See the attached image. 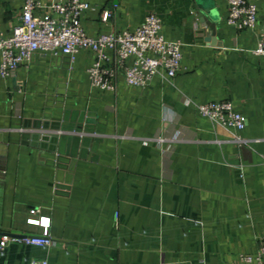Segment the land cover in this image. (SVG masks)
I'll return each mask as SVG.
<instances>
[{
    "label": "crops",
    "instance_id": "1",
    "mask_svg": "<svg viewBox=\"0 0 264 264\" xmlns=\"http://www.w3.org/2000/svg\"><path fill=\"white\" fill-rule=\"evenodd\" d=\"M250 1L253 29L226 23L227 0H212V27L193 0H88L94 9L81 24L92 36L158 14L164 36L181 42L171 83L158 75L138 87L119 75L113 91L92 87L88 50L73 61L37 51L0 77V235L40 234L33 220L44 216L52 239L9 242L0 264H232L256 251L264 236V56L253 49L264 0ZM21 3L0 0L1 34ZM223 99L243 115L237 133L247 144L196 110ZM77 134L91 137L81 152Z\"/></svg>",
    "mask_w": 264,
    "mask_h": 264
},
{
    "label": "built area",
    "instance_id": "2",
    "mask_svg": "<svg viewBox=\"0 0 264 264\" xmlns=\"http://www.w3.org/2000/svg\"><path fill=\"white\" fill-rule=\"evenodd\" d=\"M94 9L88 0H22L20 14L8 35L0 33V77L9 76L19 66H27L35 52L66 55L73 61L81 50L93 54L86 73L92 87L115 90L119 75L126 84L144 87L155 76L172 82L181 66L182 49L179 40L167 39L162 33V19L148 12L134 29L101 32L96 36L85 32L81 17L86 10ZM111 14L104 10L102 19ZM225 21L236 29H253L257 26V6L250 0H227ZM255 54L264 56V22L259 27ZM197 112L231 131V141L239 146L248 139L237 131L244 128L243 115L234 108L231 100H213L196 104ZM159 143L170 139L167 135L155 138ZM37 215L39 208H31ZM43 227L40 234L0 235V252L9 242L49 246L52 239L47 231L49 218H34ZM253 253H240L232 264H264V236ZM28 264H48L46 259H31Z\"/></svg>",
    "mask_w": 264,
    "mask_h": 264
},
{
    "label": "water",
    "instance_id": "3",
    "mask_svg": "<svg viewBox=\"0 0 264 264\" xmlns=\"http://www.w3.org/2000/svg\"><path fill=\"white\" fill-rule=\"evenodd\" d=\"M194 4H193V8L195 9L196 14L198 15V18L202 21H205L207 24H209L211 27L214 26V24L212 23V13H213V8H212V0H193ZM78 130L80 128H77ZM83 130V129H82ZM86 132V130H83ZM77 134V136H73V138L77 139L79 142V145L81 147L80 152L84 149V147L87 146L89 140H90V136H87L85 134ZM60 135L56 134V136H53L52 139H56L58 140H62V138H65L64 135ZM43 137H48V136H43ZM72 136H68L67 137V141H70L71 139H73ZM9 235H15V234H9Z\"/></svg>",
    "mask_w": 264,
    "mask_h": 264
}]
</instances>
